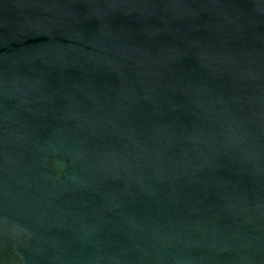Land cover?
I'll list each match as a JSON object with an SVG mask.
<instances>
[{
    "label": "water",
    "instance_id": "95a60500",
    "mask_svg": "<svg viewBox=\"0 0 264 264\" xmlns=\"http://www.w3.org/2000/svg\"><path fill=\"white\" fill-rule=\"evenodd\" d=\"M0 264H264V0H0Z\"/></svg>",
    "mask_w": 264,
    "mask_h": 264
}]
</instances>
